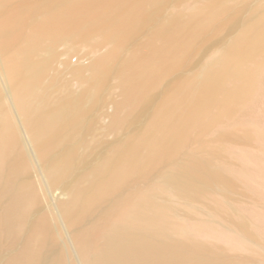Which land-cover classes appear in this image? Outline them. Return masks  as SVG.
<instances>
[{
	"label": "bare ground",
	"instance_id": "bare-ground-1",
	"mask_svg": "<svg viewBox=\"0 0 264 264\" xmlns=\"http://www.w3.org/2000/svg\"><path fill=\"white\" fill-rule=\"evenodd\" d=\"M9 1L0 0V76L8 84L4 91L0 82V264H264V11L208 63L190 108L180 114L173 106L154 112L143 135L130 142L118 139L124 143L88 163L100 118L87 108L94 109L90 106L121 59L126 39L157 14L161 0H25L17 8L10 3L14 11L8 12ZM217 1L191 6L183 21L173 16L137 54L132 50L133 57L113 66L123 99L107 115L106 131L124 128V116L180 63L193 42L187 31H205L202 22L214 21L205 9ZM75 40L89 50L99 40L111 47L93 56L86 77L85 66L74 69L64 62L81 90L66 86L62 96L59 83L55 103L50 65L58 45ZM212 130L219 138L241 132L254 147L221 139L219 157L195 151L200 144L191 134L203 137ZM181 153L188 158L180 168L141 187L145 174ZM232 183L256 205L232 204ZM56 189L66 197L56 201L57 211L43 202V194Z\"/></svg>",
	"mask_w": 264,
	"mask_h": 264
},
{
	"label": "rangeland",
	"instance_id": "rangeland-1",
	"mask_svg": "<svg viewBox=\"0 0 264 264\" xmlns=\"http://www.w3.org/2000/svg\"><path fill=\"white\" fill-rule=\"evenodd\" d=\"M24 1L25 0H15V2H14V0H12V1L10 0L7 3L8 6L6 5L8 7V8H6V11H8V12L14 11V8L20 7L21 4L24 3ZM33 1H36L35 3H38L41 0L40 1L39 0L38 1L33 0ZM224 1L226 2L227 0H218L217 2H214V4H212L209 8L205 9L207 11L210 10V12H209L210 14L207 12H205V14L207 13V15L210 16V18H213V19H211L212 21L214 20L213 23L210 24L209 23L210 20H209L208 16H206L205 18L209 21L204 20L202 22V24L200 25L201 27L202 26L206 27V28L202 27L205 31H203V29L201 28L203 32L200 33L201 30H199V27H198L199 25H196L198 27V28L196 27L197 28L196 31H191V30L187 31V33L190 32V34L188 33L190 35V36H188V38L189 39H190V37L193 38V42L190 43V47H189V45H187L190 42L189 39H187L188 42H186L187 41V40H185L186 37L185 38L182 37V38H184L185 42L187 43V44L185 43L186 46L189 47V48H186V50H184L182 56H180V58L182 57L183 60L181 59L182 61L180 60V63L178 62L177 66L173 65L174 68L172 66L165 73H163L160 76V78L157 79V81L159 80L157 85L155 84L157 82L152 84L155 86V88L153 86L154 89L150 88L151 90L148 89V91H147V94L149 95L148 97H150V98L147 97L148 98L147 99L145 96L147 94H145L144 95L145 97H143V98L147 99V100L145 99L146 102H144L145 100H143V101L141 100L142 101L141 104L139 101L138 106L134 105L135 107H138V108H136L137 109L136 111H133V110H135L134 109L135 107H133V110L126 108V110H132L129 112H133V114L132 113H131L132 115L127 114V115H130L128 118L131 117V119H127V117L125 118V116H127V115L124 116V119H126V120H124V119L123 120L126 121V122H124L126 124L125 125L119 124L121 127L124 126V128H122V129L117 128L119 131L114 128L115 131L113 129L112 132H109V130L108 131L105 130L106 126L109 122V119H110L108 116L111 115V113L115 112V108L117 105L116 103L117 102L119 103V100L123 99L122 98L123 95L121 96L122 93L120 94V91H119L120 90L119 86L116 85L117 80H118V76L116 74L117 70H114L113 66L115 65V67L117 69V67H119L117 63H119V65H120V61H123L124 59L127 60L128 58H130V57H128V55L129 56L132 55L131 57H133L134 55L130 54V53H132L133 51L136 52L137 50H139V48L141 46H143V45L146 46L147 45L146 43H148L149 41L151 42L154 38V34L156 33L155 28L157 26H159L161 24L165 25V24L169 23L174 18L173 16L176 17V15H178V18H180L181 20L187 18L189 11L191 10L190 8H192L193 6H195V7L199 6L202 2L203 3L201 5L202 6L201 8H203L204 6H206L205 5L206 0H163V2L161 0L160 1L161 4H160V2H158L160 5L157 4V5H159V7H156L161 12H159L156 9L155 11L157 12V14L154 13V16H152V15H151L152 17L149 16L148 18L150 20L148 21V19H146L148 21V22L147 21L145 22V23H147L146 25L144 24V21H145L144 20L141 23L142 25L143 24L144 25L143 26L140 25L141 26V27H139L140 29H138V27L136 28L137 31L134 29V31H136V32L135 33L133 32L134 34L132 33L133 35L132 36L130 35V37H129L130 39H126V41L124 43L125 46L123 45V47H125L124 49L122 48L124 51L121 49V53L120 54L118 53V55L122 54L121 56L118 57L119 59L120 58L121 59L118 60L116 58V60H118L117 63L114 62V65L111 67V70L108 71L106 78H108V77L109 78L106 79L105 82H103L102 88L100 89L101 92L100 93L98 92L99 95L97 94L99 96V99L98 98H97L98 100L95 99V102L91 105L92 107L90 106V108H94V109H91V111H90V109L87 108L88 113H90L91 115H93V113L94 114L96 113L95 115H93V118L97 114H98V117L97 116L96 117L100 118V120L96 118L98 121L95 119L98 122V123L96 122L97 124H95V127H96L95 131H94V133H92L91 137H90V135L88 136V138L90 137L91 141L94 143L93 149L89 152V154L91 153V155L89 156V154H88V157L86 160L88 163H94V162L98 161L105 154L108 153V150L116 148V145L117 146L121 145L124 140L126 142H128V141L130 142V140L132 141L133 138H137L139 135L141 136V134L143 135L146 132L147 127L149 126L148 124L150 123V121L151 120L153 121L155 119V113L157 116V113L159 112V110H162L165 107L173 106L175 114H180L182 111L188 109V107L190 108V106L192 105V102L194 101V99L199 94L200 88H201L202 83H203L202 78L204 75V70H205V68H207L208 63H210V61L216 55L219 54V51H221L222 49L224 50V48L226 49V47L227 48L231 47V45L237 40L236 38L238 36H241V34L246 31V28L249 27V25L250 26L253 25L250 23L256 22L258 20V18H260L259 14L262 15L263 11H264V0H234V2L232 0H229V1H227V3H225ZM28 2H29V4L34 3V2H32V0H31V2L28 0ZM10 3H12V5H14L13 6L14 8L12 7V5L10 6ZM18 4H20V5H18ZM15 5H18V6H15ZM223 5H226L225 7H227V6L228 7L223 8ZM9 7H11L12 10L11 9L9 10ZM186 8H188V9H186ZM213 8H215V10H213ZM216 8H218V9L220 8L219 9L220 12H221V10H224V11H222L223 13L221 12L223 16L222 15H220V16L216 15L219 11V10L217 11ZM211 9L214 12L217 11V13L212 14L213 11ZM182 14L184 16H187V17L181 18ZM185 14H187V15H185ZM211 14L213 16H211ZM217 16H218V18H214ZM256 16L257 17L259 16V17L257 18ZM206 23H209L211 27L207 26L208 24H206ZM153 24H154V26H153ZM162 25H161V27H162ZM159 28H160V26H159ZM196 28H193V29L195 30ZM157 30L158 29H156V31ZM193 32H196V33L198 32L199 34H197L195 36L196 33H193ZM187 33H184V34L186 35ZM94 34L96 35V33H94ZM95 35L92 34L94 40H96V38L94 37ZM91 38L92 37H90V39ZM90 39L88 38L89 41L88 40H85V41H88V44H91L94 40H90ZM75 41H73L72 43L75 44L76 46L72 45V43H70V46L68 43H61L62 45L59 44L58 48H56L57 51L55 50L56 52H58L56 54V57L58 55V57H57L58 60H57V58H55L50 65L48 78H51V77L55 78V80H54L55 82L52 83V85L49 89V93H50L51 99H53V101H54V98L56 97L55 103L58 100V98H57V88L58 87L61 86L60 90L62 93L60 92V94H62V96H64V94L67 93V92L64 93V91H67L66 89L67 88L69 89L70 86H73L71 89H74V91L75 90L76 91L81 90L80 89L81 86L78 85V83H76V81L73 82L72 79H70V78H72L71 76L73 73V68L75 69L74 66H77V67L79 65H80V67L81 66H85V67L90 66L91 62L93 63L95 61V59H93L94 58L93 56H96V55L99 56L100 54H102V52H103L102 55H104V51L106 52V50H108V48L111 47L109 45V44H111V42L108 40H105V41L106 42L108 41L110 43L108 44V42H107L106 44H104V42H103L104 45H100L102 42H101V40H99L100 46L97 45L98 43H97V41H95L94 43H96V45L99 46V49L97 47H95L96 46L95 44H94V46L91 45V47L93 46L92 47L93 49L95 48L94 52H93V51H90L92 48L90 50H89V48H87L88 46L90 47V45H88L86 42H84L86 44L81 42L83 40H75ZM90 41H91V43H90ZM79 42L81 43L80 45H79ZM65 44H67V45L65 46ZM82 44L88 45V46H84ZM81 45L83 48L81 47ZM69 47L73 48L72 51H74L75 47H76V51H74L76 53L74 54L71 51V49H69ZM77 49H79L78 52H77ZM88 51L90 53H88ZM185 52H186V54H185ZM138 53H139V51H138ZM136 54H137V52H136ZM91 58H92V60H91ZM95 58H98V57H95ZM64 62L67 63L69 66L71 65V67H73L72 70H71V68H69L68 66L63 64ZM62 64H63V68H62ZM64 66H66V69L64 68ZM80 67H79L80 70L85 69L84 67L83 68H80ZM54 69H55V72H54ZM86 69L82 70L83 73H84V71H86L85 74L83 75L84 77H86V74L89 73V71H88L89 68L86 67ZM51 71H53V73ZM111 71H116V72L111 73ZM69 73H71V75ZM57 77L59 78V80ZM199 77H200V79H199ZM0 80H1L0 82L3 81V84H4L5 81L3 78L1 79V76H0ZM64 82H67V85H65ZM68 83H69V85H68ZM70 83H71V85H70ZM3 84L0 83L1 87ZM5 84H4V87H6V88L2 87V89L4 91L8 87V84L6 82H5ZM58 84H59V86L57 87L56 85H58ZM182 85H184V86L182 87ZM66 86H69V87H67L65 89ZM179 86L181 87V90H180ZM63 87H64V89H63ZM55 88H56V90H55ZM62 90H64V91H62ZM70 90H68V91H70ZM52 91H53V94H52ZM60 94L58 96H60V98H61ZM96 100H97V103H96ZM85 106H86V104H85ZM93 106H95V107H93ZM176 108H177V110H176ZM87 109L85 111H87ZM176 111H178V112H176ZM91 112H93V113H91ZM126 113L127 112L125 111V114ZM91 115H89L90 118L92 117ZM101 117H102V119H101ZM95 120H94V122H95ZM99 123H100V125H98ZM96 125L99 127H97ZM104 127H105V129H104ZM117 127H119V126H117ZM104 131H106L108 133L106 134V132H104ZM235 133L237 134V135L234 134L235 136H238L239 134L242 135L241 132L240 133L235 132ZM195 134H196V132H193L191 134V139L193 141L196 140L200 145H199V148L196 145H193V149L197 147V149H194L195 151H199L202 154L211 153L212 155H215V157L218 156L219 153L220 154L223 153V150L220 149V146H222V145L219 143L221 139L224 141L228 140L230 142V144L232 142V145L236 142L235 146L239 145L238 147L243 146V148H245V146H246V148H250V149L252 147H254V143L246 140V138L243 137V135L242 136L239 135L240 137L238 136V138L232 137L234 135H232L231 137L227 136L228 138L227 137L219 138V136L215 133V130H212L211 132H209V134L203 135V137L200 134L195 136ZM215 136L216 137L218 136V138H216ZM196 137H198V138H196ZM118 139L119 140L122 139L123 141L120 142L121 141L120 140L118 142ZM234 139H237V140L235 141ZM238 139H240V141ZM215 140L217 142L219 141L218 144H215V143H217ZM116 143H120V144H116ZM216 145H218V146L215 147ZM111 146L113 148H111ZM200 147H204L205 149L204 148L200 149ZM106 148H108V149H106ZM209 150H210V152H208ZM101 152H102V154H101ZM217 153H218V155H216ZM186 158H188V156L181 153V154L177 155L176 157H174L173 158L174 160L173 159L169 160V162L164 161L163 164H165L164 165L165 167H163V164H161L159 167H157V168L161 167L159 170H157V168H155V170L154 169L151 170V173L148 172L147 174H145V176L141 180L142 181L141 187H145L146 185H149L152 182L154 183V181L158 180L159 177H161V175H165L167 173L169 174V172L175 171L177 168H180L183 165V163L186 161ZM156 170L158 172H156ZM154 172H156L155 173L156 175L160 174V176H154L155 175ZM33 175L36 178V175L35 174H33ZM149 176H151V177L149 178ZM150 180L152 181L151 183H150ZM239 187H240V185H238V184L232 183L230 185L229 192H231V193L229 196H232V198L231 197L229 198L230 202L233 201L232 204H234V205H236V204L239 205V203L243 202L242 204H244L248 207L250 205H251V207L255 206L256 204L254 202L255 200L253 201V197L244 193L242 191L241 187L240 188ZM43 193H44V191H42V194ZM43 197H44L43 202L46 205L49 204L51 206V209L55 210V211H57L56 203L59 201H63V199L66 198L64 196V194H62L60 192V190H58V189L53 190L51 192L49 191V192L43 194ZM252 201L254 202L255 205H253ZM70 250L73 254V252L77 250V246L75 245L73 248L70 247Z\"/></svg>",
	"mask_w": 264,
	"mask_h": 264
}]
</instances>
